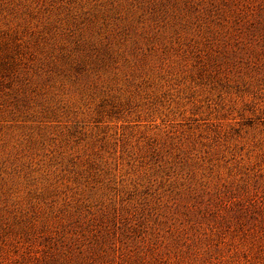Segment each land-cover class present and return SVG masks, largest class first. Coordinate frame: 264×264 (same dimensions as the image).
Here are the masks:
<instances>
[{"label":"rangeland","instance_id":"1","mask_svg":"<svg viewBox=\"0 0 264 264\" xmlns=\"http://www.w3.org/2000/svg\"><path fill=\"white\" fill-rule=\"evenodd\" d=\"M0 264H264V0H0Z\"/></svg>","mask_w":264,"mask_h":264}]
</instances>
